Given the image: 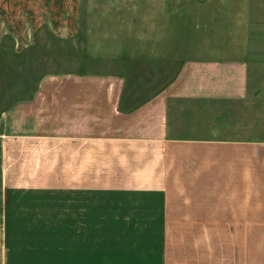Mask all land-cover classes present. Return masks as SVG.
<instances>
[{"label": "crops", "instance_id": "crops-1", "mask_svg": "<svg viewBox=\"0 0 264 264\" xmlns=\"http://www.w3.org/2000/svg\"><path fill=\"white\" fill-rule=\"evenodd\" d=\"M46 52L19 97L0 69V264L19 189L160 201L157 264H264V0H0L7 73Z\"/></svg>", "mask_w": 264, "mask_h": 264}, {"label": "rangeland", "instance_id": "rangeland-1", "mask_svg": "<svg viewBox=\"0 0 264 264\" xmlns=\"http://www.w3.org/2000/svg\"><path fill=\"white\" fill-rule=\"evenodd\" d=\"M55 42L47 35L46 48ZM62 46L65 50L69 43ZM53 53L33 57L25 65L22 59L10 58L15 66L12 71L9 64L8 73L6 60L0 59L3 78L13 86L11 97L28 93L45 69L71 67L70 58L60 62ZM70 193L34 189L11 192L15 201L8 217L7 242L15 249V264H78L88 257L94 264H157L163 241L159 218L136 217L133 213L158 208L160 201L95 191L94 215L87 221L71 213L80 204Z\"/></svg>", "mask_w": 264, "mask_h": 264}]
</instances>
